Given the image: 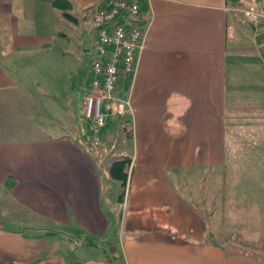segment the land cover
Returning a JSON list of instances; mask_svg holds the SVG:
<instances>
[{
  "label": "crops",
  "instance_id": "crops-1",
  "mask_svg": "<svg viewBox=\"0 0 264 264\" xmlns=\"http://www.w3.org/2000/svg\"><path fill=\"white\" fill-rule=\"evenodd\" d=\"M100 1L69 0L92 21L90 46ZM249 6L264 1L142 0L144 46L117 90L130 107L122 186L108 171L120 156L102 164L93 142L38 121L28 60L64 35L62 10L0 0V264H105L118 222L112 264H264V30Z\"/></svg>",
  "mask_w": 264,
  "mask_h": 264
},
{
  "label": "rangeland",
  "instance_id": "rangeland-1",
  "mask_svg": "<svg viewBox=\"0 0 264 264\" xmlns=\"http://www.w3.org/2000/svg\"><path fill=\"white\" fill-rule=\"evenodd\" d=\"M67 12L76 17L78 23L60 14L63 22L61 30L64 35L61 36L59 41H56V46L51 51L47 52L46 50L47 53H36L30 56L28 60V62L33 61L31 63L33 65L27 68H30L28 73L39 75L38 80L42 81L33 88L35 96L42 106L38 121L44 126H50L52 131L54 130L53 128H58V126H65L64 133L67 136L81 138L86 141L90 140L91 145L93 142L94 147L92 145L90 151L93 150V152L97 153L98 159H100L102 164L106 161V157L112 153L117 156H123V153L131 156L132 147L128 136L130 132L128 124L130 116L128 91L126 93L123 90L117 91L122 80L117 85L116 94H114L115 107L107 111L109 112L108 119L106 118L103 125L97 126L91 120L83 119V115L80 112L81 107L78 108L79 104L81 106V102L78 103L77 97L79 98L81 94L80 98L84 97L90 92V86L87 83L91 77L90 63L93 56V46L90 45L94 29H92V21L83 22L81 20V13L77 8L68 9ZM81 27L84 30L82 34L80 33ZM38 62H44V65L37 64ZM50 81H55V83L50 84ZM117 102H124L121 113L116 112ZM125 123L126 129H123L122 124L125 125ZM235 167L238 173L242 171L240 173L242 177L243 170L240 164L236 163ZM237 176L239 180V174ZM241 180L245 181L243 177ZM118 189H121V187H118ZM239 197V201L243 200V203L238 202L240 206L248 208V205H251L253 196L244 195ZM244 223L250 225L249 222ZM260 223L264 224L263 221H260ZM119 228L120 222L116 224L115 232L111 234L114 239L109 237L104 244L107 252H99L101 256H104L105 261H119V258L116 257L121 255ZM245 230L250 231L252 228L248 227ZM259 230H262L261 233L263 234L260 235V238H262L264 236V228L260 227ZM261 245H264V243ZM241 251L250 252L244 247L241 248Z\"/></svg>",
  "mask_w": 264,
  "mask_h": 264
},
{
  "label": "built area",
  "instance_id": "built-area-1",
  "mask_svg": "<svg viewBox=\"0 0 264 264\" xmlns=\"http://www.w3.org/2000/svg\"><path fill=\"white\" fill-rule=\"evenodd\" d=\"M142 0H101L92 13L95 26L90 63V92L84 96L81 113L95 125L105 123L115 107L114 92L122 78H133L144 46ZM246 22L264 30V6L242 10ZM129 104V100H128ZM124 102H117L121 113Z\"/></svg>",
  "mask_w": 264,
  "mask_h": 264
},
{
  "label": "trees",
  "instance_id": "trees-1",
  "mask_svg": "<svg viewBox=\"0 0 264 264\" xmlns=\"http://www.w3.org/2000/svg\"><path fill=\"white\" fill-rule=\"evenodd\" d=\"M52 4L54 7H57L62 10V14L65 18H69L73 20L74 22L77 20L76 17H74L72 14L67 12L68 9L72 8V4L69 2V0H51ZM228 2L232 5H240L241 0H228ZM123 129H126V123L123 127ZM131 132V129L129 130ZM130 132L128 134H130ZM130 162V159L126 156H120L114 158L108 167V171L110 175L117 179L120 180L121 185L125 186L126 180L128 177V172H127V167ZM11 187V186H10ZM123 193L120 194V198L122 197ZM35 230H40L43 231L45 235H53L57 233H61L58 229L54 228H34ZM89 244H94L90 241H87ZM76 264H104V263H81L78 262ZM105 264H112L109 261H106Z\"/></svg>",
  "mask_w": 264,
  "mask_h": 264
}]
</instances>
